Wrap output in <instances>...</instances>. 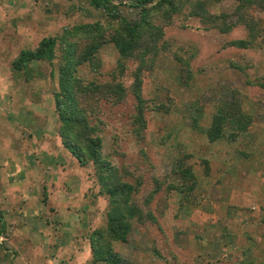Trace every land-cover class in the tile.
<instances>
[{"label":"rangeland","instance_id":"obj_1","mask_svg":"<svg viewBox=\"0 0 264 264\" xmlns=\"http://www.w3.org/2000/svg\"><path fill=\"white\" fill-rule=\"evenodd\" d=\"M201 1L214 14L233 15L239 5ZM122 3L128 20L141 17L128 1ZM188 7L166 27L168 48L144 79L143 96L151 107L145 143L133 135L132 95L118 105L98 101L97 113L102 154L115 172L134 169L142 147V184L167 179L182 185L173 172L182 162L197 185L183 206L178 193H160L151 206L155 222L134 220L127 242H114L113 248L122 264H243L247 252L264 264V37L248 49L232 47L230 42L247 38L244 26L229 33L206 30ZM252 11L264 30V11ZM108 21L91 0H0V264H93L85 236L107 224L110 205L99 171L93 163L82 167L58 133L56 67L33 62L29 77L12 66L22 50L45 38ZM100 57V71L80 69L87 83L116 77L131 86L137 64L127 63L120 73L113 45L103 47ZM180 57L191 60V87L180 81ZM234 91L246 96L243 110L252 125L236 139L227 131L212 142L207 130L213 116Z\"/></svg>","mask_w":264,"mask_h":264},{"label":"trees","instance_id":"obj_2","mask_svg":"<svg viewBox=\"0 0 264 264\" xmlns=\"http://www.w3.org/2000/svg\"><path fill=\"white\" fill-rule=\"evenodd\" d=\"M116 1L124 2L91 0L92 6L107 14L109 21L106 25L101 22L79 25L60 39L45 38L34 49L22 50L12 66L14 72H23L29 77L34 72L31 68L33 62H47L56 67L58 88L54 94L59 121L58 133L63 145L82 167L93 163L99 171V183L105 190L110 205L107 224L88 230L85 236L90 244L93 264H122L123 260L114 251L113 243L127 242L133 221L138 220L141 224L155 222L151 206L160 193H178L183 206L189 202L197 185L195 173L182 162L173 171L181 178L182 185L172 184L167 179L157 180L151 187L142 184L138 173L143 160L147 158L142 147L141 162L134 164V169L129 166L124 169V174L115 172L102 154L103 141L99 134L102 120L97 113V102L109 101L118 105L124 103L128 95H132L135 99L133 135L139 145L145 143L148 129L146 112L151 107L143 96L144 79L154 69L161 52L168 48L165 41L166 27L171 25L173 16L182 13L187 6L189 14L199 18L206 30L215 28L222 33H229L235 27L244 26L248 31L247 38L230 42L232 47L248 49L264 37L261 22L252 11L256 8L264 11V0H238L239 5L233 15L214 14L207 1L201 0H126L129 6L140 11L141 17L138 20H128L119 8L126 4L116 5ZM211 1L217 3L222 0ZM58 45L61 51H58ZM106 45H113L118 50L121 58L118 65L120 73H124L127 63L137 64L131 86L127 87L116 77L106 83H87L80 76V69L84 66L94 72L100 71L103 66L100 52ZM180 58L183 69L180 81L191 87L194 85L191 60ZM261 85L264 87V84ZM245 101V95L234 91L232 101L219 103L207 130L212 142L223 138L227 131H231L230 136L236 139L249 130L253 118L243 110ZM154 110L166 111L160 107ZM92 119L96 120L95 124ZM127 177L134 179L136 184L127 183ZM245 255L243 264H258L252 253L247 252Z\"/></svg>","mask_w":264,"mask_h":264}]
</instances>
